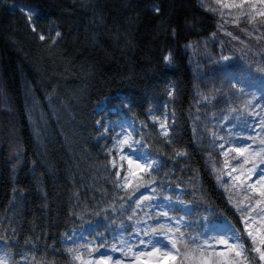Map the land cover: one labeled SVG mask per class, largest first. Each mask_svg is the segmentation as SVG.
<instances>
[{
	"label": "trees",
	"instance_id": "trees-1",
	"mask_svg": "<svg viewBox=\"0 0 264 264\" xmlns=\"http://www.w3.org/2000/svg\"><path fill=\"white\" fill-rule=\"evenodd\" d=\"M14 4L32 8V22ZM215 14L199 0H0V256L10 264H71V229L91 223L130 231L147 216L151 200L137 206L138 191L114 186V154L106 152L113 140L95 124L103 101L119 105L134 121L135 138L160 161L147 177L158 181L146 184L152 194L181 188L190 202L181 231L201 233L206 216H223L242 234L191 124L197 86L186 45L218 30ZM168 51L170 64L163 61ZM171 88L173 126L165 137L150 108ZM150 226L171 242L161 217Z\"/></svg>",
	"mask_w": 264,
	"mask_h": 264
},
{
	"label": "rangeland",
	"instance_id": "rangeland-1",
	"mask_svg": "<svg viewBox=\"0 0 264 264\" xmlns=\"http://www.w3.org/2000/svg\"><path fill=\"white\" fill-rule=\"evenodd\" d=\"M201 3V0H199ZM205 3L217 8L215 12L216 18L219 20V28L216 32L211 34L208 38L193 42L187 45V49L190 54V63L192 71L196 78L197 96L196 103L194 104L196 114L193 117L192 125L195 132L196 141L199 145L204 146L207 150V163L212 169V172L217 181L218 187L224 192L228 198L230 205L237 211L241 226L242 234L228 219L223 216L209 218L206 216L202 221L201 233H207L208 236L217 234H224L225 230L229 227L236 230V234L244 236L242 237L241 243L246 247V241L250 244L248 257H255L254 261L258 262V254L252 251V244L250 238L247 237L246 232L243 229V221L241 220L242 215H246V211H241L245 205L248 204L247 197L250 193L246 192L243 187H237V182L227 178V171L223 169V161L228 159L230 168L235 166L234 161L230 157L221 155L220 143L227 146V137L225 133L231 131L227 127V124L238 123L237 121L231 120L225 124L218 123L219 120L223 119V114H228L229 110L240 111L242 110V101L245 97H238L233 91H230L233 83H236L237 88L243 87L245 92H255L256 95L253 99V104L261 105V108L254 109L257 113L264 112V18L256 17L252 23L248 22V19L241 17L236 23L233 20L237 19V13L235 10L221 9L217 6L214 0H204ZM17 9L24 11L26 14L28 10L32 13V19L35 15V11L27 6L13 5ZM221 11L223 15H221ZM227 56V61L223 60L222 57ZM172 91V88L170 89ZM207 97V100H205ZM171 97L167 96L165 100H159L155 102L150 108V114L157 123V129L160 132L159 124L167 120V125L171 131L173 126V110L171 107ZM120 112L119 116L111 117L110 112ZM97 111L101 113L102 121L108 125L110 132L106 135H112V129L115 125L123 124L125 128L128 126L135 127L134 121L120 111L119 105H107V102L103 101L98 107ZM257 124L264 127V120L259 117H251L247 120V125L241 128H237L236 131L243 130L247 135L241 137L236 143V146L247 143L251 148H257L261 141L264 140V131L257 128ZM223 129V131H219ZM116 132H119L118 127L115 128ZM216 132L218 137H223L216 145L212 143V133ZM162 135V134H161ZM170 135V134H169ZM164 136V135H162ZM147 151V149H145ZM148 152V151H147ZM134 156H138L139 153H133ZM231 156H235L234 153ZM153 159H155L152 156ZM239 159V158H237ZM117 163L119 160L117 159ZM126 163V162H125ZM243 164V160H240ZM251 161L248 165L243 167H250ZM259 170L264 173V166H260L258 162ZM223 170L224 174L217 179V174ZM230 170V169H229ZM239 174V172L234 173ZM139 197H151V201L146 205L147 216L140 218L134 224L130 231H126L122 225L107 230H98L93 224L88 223L85 226L71 229L66 236L75 237L77 242L83 244L86 240H93L104 233L102 241H96V244H103V247H96L92 253L85 252V257L89 255L95 257L96 255H108L113 258L130 259L133 258L131 252L139 251L147 253L153 247H158L161 252L173 251L171 242L165 237L164 232L160 234L147 233L141 231L135 232V228H150V219L155 220L157 218V211L159 205H169V201L165 200L164 197L173 195L170 191L168 195L158 196L153 195L150 187L146 184L139 188ZM178 192H181V188H177ZM176 195V194H175ZM173 195V196H175ZM181 199L185 201L182 197ZM187 203V201H185ZM243 202V203H241ZM177 209L183 208L184 205H172ZM190 208H187L188 211ZM170 215H179L176 212H170ZM168 226L171 224L167 218H162ZM166 226V228H167ZM153 228V227H151ZM212 229H215L213 231ZM167 230V229H166ZM130 234H135L141 239H144V246H139V240L132 244L131 252L129 255H125L124 251L117 252L111 245L121 239H127ZM231 234H226L225 238H230ZM147 236H151V239H147ZM86 238V239H85ZM66 242V240H65ZM67 244V247L72 245ZM142 259H149L152 264H165L168 262L167 259L156 260L147 256ZM250 264L251 261H250Z\"/></svg>",
	"mask_w": 264,
	"mask_h": 264
},
{
	"label": "snow or ice",
	"instance_id": "snow-or-ice-1",
	"mask_svg": "<svg viewBox=\"0 0 264 264\" xmlns=\"http://www.w3.org/2000/svg\"><path fill=\"white\" fill-rule=\"evenodd\" d=\"M215 4L221 9L235 10L237 13V19L233 20L236 23L241 17L248 19L249 23H252L256 17L264 18V0H214ZM201 6L206 11L216 12L217 8L201 0ZM154 10L159 13L160 8L153 5ZM221 15L223 12L221 11ZM27 18L31 21L32 13L28 10ZM173 35L175 30L173 29ZM56 36L59 37L60 33L57 32ZM44 35H40L39 39L44 40ZM55 39V38H54ZM187 47V45H186ZM172 53L168 51L163 55V61L166 64L172 62ZM223 60L227 61L229 57H222ZM230 91H233L238 97H245L242 101V110L233 111L229 110L228 114H223V119L219 120L218 123L225 124L230 119L237 121L238 123H228L227 127L232 129L227 131L225 136L227 137V146L220 143L221 155L230 157L234 161L233 167L230 168L228 159L223 161V169L227 171V178H230L237 182V187H243L244 190L250 195L247 197L248 204L241 209L246 211V215L241 216L243 221V229L250 238L252 244V251L258 254V264H264V173L258 168V162L260 166H264V140L261 141L257 148H251L247 143L236 146V143L241 137H246V133L243 130L236 131L237 128H241L242 125H247V120L251 117H259L264 120V112L257 113L254 109L261 108L259 104H253V99L256 95L255 92H245L243 87L237 88L236 83H233ZM167 95L171 97L173 91H168ZM207 100V97H205ZM119 103L125 109L130 107L127 97L121 98ZM153 119H158L154 117ZM95 124L102 128V131L98 133L100 136H104L110 132L107 124L102 120L97 119ZM120 129L119 132L115 131V128ZM160 132L165 137L169 136L170 129L167 125V120L159 124ZM257 128L264 131V127L257 124ZM111 139L113 144L111 148H106V152L112 155L109 163L112 166V170L115 173L114 186L117 189L123 188L130 192H135L145 184L151 185L158 183L154 179H147L151 177L153 172H158L161 163L157 159H153L151 153L145 151L146 145L143 140H137L134 136L135 129L132 126L125 128L124 125L118 124L113 127ZM219 131H223L220 129ZM138 135V134H137ZM223 137H218L216 132L212 133V143L216 145ZM171 143V141H168ZM133 153H139L138 156H134ZM234 153L235 156H231ZM176 155L182 156V151L177 152ZM239 158V159H237ZM117 159L119 163H117ZM243 160V164L240 160ZM251 161L250 167H243L248 165ZM126 162V163H125ZM230 169V170H229ZM239 172V174H235ZM224 174L221 170L217 174V179ZM177 187H179L177 185ZM182 193H176L175 196L169 195L164 197L165 200L169 201V205H159L160 211H157V216L161 218H167L171 222L167 226V232L165 233L171 240V246L173 251H163L158 247L151 248L147 253L144 252H131L132 244L139 240V246H144V239H141L135 234H130L127 239H121L111 246L117 251H124L125 255H131L133 258L120 259L113 258L108 255H96L95 257L89 255L85 257L84 253H92L96 247H103V244H96V241H102L104 233L99 234L95 241L86 240L85 243L80 244L77 242L75 237L66 236L65 240L68 244L72 245L65 249L66 254L71 256V264H152L149 259H142L147 256L155 258L156 260L167 259L169 264H250V261L254 260L255 257H248L245 254L248 252V248L241 243L242 237L236 234V230L229 227L225 230L224 234H217L208 236L207 233H199L195 230L192 233L187 231H181V228H185L188 225L186 217L190 216L191 213L187 211L190 208V202H185L181 199ZM151 197L140 196L136 200L137 206H140V202ZM243 203V202H241ZM172 205H184L183 208L179 209L183 215H170V212H177V208ZM136 209H133L135 212ZM88 214H91L90 212ZM76 216V213L72 214ZM128 220H132L133 217L129 216ZM161 228H135V232L141 231L147 233L160 234ZM215 231V229H212ZM231 234L230 238L226 239L225 235ZM177 239H172L173 236ZM147 239H151V236H147ZM86 239V238H85ZM179 245V246H178ZM181 248L183 249L181 251ZM0 264H10V261L3 256H0ZM12 264H24L23 261L12 262Z\"/></svg>",
	"mask_w": 264,
	"mask_h": 264
}]
</instances>
